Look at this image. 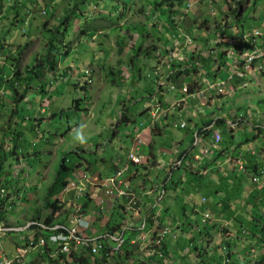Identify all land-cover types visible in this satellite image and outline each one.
<instances>
[{
    "label": "rangeland",
    "instance_id": "1",
    "mask_svg": "<svg viewBox=\"0 0 264 264\" xmlns=\"http://www.w3.org/2000/svg\"><path fill=\"white\" fill-rule=\"evenodd\" d=\"M153 1L0 0V146L7 153L0 185L14 186L6 224L23 225L33 217L66 222L87 201V231L95 229L94 242L113 248L117 241L108 237L125 233L128 240L130 228L137 239L136 247L126 242L106 262H100L102 252L87 254L88 264H181L185 250L178 252L174 245L180 233L189 234L190 242L182 264H264V0H167V6ZM67 15L71 27L66 34L58 32L52 69L25 91L23 80L36 76L34 64L43 65L49 55L44 31L55 29ZM96 21L107 27L82 30ZM167 50L174 52L172 60L165 58ZM185 66L198 69L185 74ZM228 74L233 78L227 92L176 100L182 84L194 87ZM17 77L18 83L10 85ZM157 104L166 110L158 119L151 114ZM182 108L187 111L183 116ZM124 114L131 119L119 122ZM185 115L188 122L182 120ZM183 121L190 130L180 127ZM209 121L221 126L222 141L195 148L184 170L177 156ZM131 151L142 161L129 163L120 185L134 194V205L126 195L103 193L104 178L129 161ZM64 158L68 166L77 164L67 180L86 175V191L79 199L75 191L57 192L51 200L57 198L60 207L52 211L45 198ZM248 162L256 163L254 170L247 169ZM192 172L204 187L197 190L188 181ZM215 179L221 180L217 189ZM217 192L223 202L233 200L231 207L224 205L228 210L218 205ZM202 196L207 205L201 204ZM204 210L211 213L206 221L210 239L199 242L189 236L203 230ZM170 213L178 225L168 221ZM144 223L147 227L140 230ZM113 226L118 229L111 231ZM166 231L171 232L163 236ZM50 234L37 227L11 231L0 236V255L26 248L29 253L17 264H28L39 252L32 246ZM193 246L202 247L200 254Z\"/></svg>",
    "mask_w": 264,
    "mask_h": 264
},
{
    "label": "built area",
    "instance_id": "2",
    "mask_svg": "<svg viewBox=\"0 0 264 264\" xmlns=\"http://www.w3.org/2000/svg\"><path fill=\"white\" fill-rule=\"evenodd\" d=\"M187 38V36H186ZM174 54L172 53L170 57H173ZM233 78L232 74L224 78H219L213 81H206V85L204 88L197 90L196 93L190 95H197V94H205L208 91L216 90L218 93H225L227 92L228 82ZM171 89H174V86H170ZM187 91V87L183 86L181 88V92L185 93ZM203 94V95H204ZM184 96L177 97L176 100L182 101L184 100ZM177 101V102H179ZM165 109L162 107L161 104H157L152 111L153 118H158L161 115H164ZM186 123L183 121L180 126L185 127ZM221 141V132L219 129L213 131V135L211 139L204 140L199 138L197 135L195 137V143L202 146H214ZM205 153H207L205 151ZM136 156L130 152L128 155V160L125 164L120 166L114 173L110 176H106L103 182V192L107 197H112V194H115L117 197H121L126 195L128 197V204H136L134 194L131 192H126V188H123L121 183V178L129 169V163L138 162L140 161ZM198 157V155H195ZM253 179L257 182L258 178L253 177ZM88 181V177L86 175L80 176L79 179H71L65 183L62 188V193L69 194L70 192H77V197L80 196L82 191L86 189L85 182ZM8 190L5 188H0V236L6 235L7 233L14 231V230H22L26 227L37 226V228H42L46 230H51V234L45 240L44 238L40 237L39 243H35L32 248L39 249L38 254L32 261L28 264H79V261L76 259V255L79 254L78 252L81 249L90 250L92 253H97L101 248H103V244H98L94 242L92 238L86 233V228L89 226L88 221H86L81 214L79 213L80 207H77L76 210L73 212L71 217L69 218V225L63 223H44V222H33L28 221L25 226H16L11 227L6 225L3 215L6 214L7 209L11 207L9 201L11 197L8 195ZM115 192V193H114ZM203 198L202 200H204ZM210 218V214L205 212L202 218V223L204 224ZM145 224H143L142 228H144ZM140 228V230L142 229ZM171 231H166L163 233V236ZM124 233L120 234L119 236L110 235L109 239L113 241H117L115 246L112 250L118 251L121 250L123 245L126 243V239L124 238ZM143 236V235H142ZM162 236V237H163ZM155 235H152V239H154ZM156 242H160L162 239L161 236H157ZM130 244L137 243L136 237L130 236L128 239ZM49 242L55 246L53 251L52 246L49 247ZM29 253L26 248L16 247L15 253L11 254L10 256L3 253L0 255V264H17L22 262L23 259Z\"/></svg>",
    "mask_w": 264,
    "mask_h": 264
},
{
    "label": "trees",
    "instance_id": "3",
    "mask_svg": "<svg viewBox=\"0 0 264 264\" xmlns=\"http://www.w3.org/2000/svg\"><path fill=\"white\" fill-rule=\"evenodd\" d=\"M153 4H155V5H159V4H161V5H164V6H167V4H168V2H167V0H161V1H153L152 2ZM239 5H240V3H239ZM235 9H237V8H235ZM235 11H238V9L237 10H235ZM72 12L74 13V16L75 17H78L77 16V12H78V10H75V9H72ZM69 16L67 15V16H65V18L60 22V23H58L56 26H55V29H52V28H50V29H48V30H45L44 31V37L47 39V41H48V50H49V55H47V57L45 58L44 57V59H43V65H40L39 63H36V64H34V67H35V71H36V76H32V75H29V76H26V78H25V80H23L25 83H23V87H24V90L25 91H27L28 90V88H29V85H30V83H31V81L32 80H40V79H42L43 77H45L46 75H47V73L52 69V67H53V65H54V63H55V60H54V58H55V52H54V50H56L57 49V47H58V43H57V36H58V32L59 31H61V33H62V35L63 34H66L67 33V31H69V28L71 27V23H70V21L71 20H69ZM100 22H102V21H100ZM99 21H96V22H94V24H92V25H84L83 26V28H82V30L83 31H89L90 30V28H92L93 29V31H97V30H101V29H103V28H105V27H107L106 25L107 24H105L104 26L103 25H99V24H97V23H100ZM96 24H97V26H96ZM174 40V39H173ZM15 66H16V64H15ZM220 65L219 64H217V66H216V69L218 70V67H219ZM186 68L184 69V70H182V73L183 72H185V74H190V72H194V71H196L198 68H195V67H189V66H185ZM14 70V69H13ZM27 71H29V70H27ZM14 72H16V70H14ZM179 72H180V70H179ZM29 73V72H28ZM178 72H176L175 74H173V75H171V77H175L176 76V74H177ZM208 73V72H207ZM200 74L201 73H198V75L200 76ZM205 74V73H204ZM204 74H202V75H204ZM86 74H83V76H85ZM170 76V75H169ZM169 76H168V78H169ZM58 77V76H57ZM170 77V78H171ZM111 79H114V78H111ZM20 80V78L19 77H17L15 80L13 79L11 82H10V85H13L14 84V82H16V83H18V81ZM161 87V86H160ZM162 88V87H161ZM191 89V88H190ZM26 94V92H23L22 94H21V97H23V95H25ZM183 109H184V111L186 110L185 108H182V111H183ZM184 111H183V113H184ZM129 116H127V115H123V117L122 118H120V120H119V122H121V121H127L128 119H131L130 117L128 118ZM124 119V120H123ZM212 121H209V122H207L206 123V125H207V127L206 128H199L198 129V134L199 135H201V136H203V137H208V136H210L211 135V131H213V128L212 127H210V125L213 123H211ZM215 123V122H214ZM220 123V122H219ZM217 124L218 123H215V125L217 126ZM35 126V125H34ZM154 127V126H153ZM155 127H157V124H155ZM185 129H191V126L188 124L186 127H185ZM20 134H22L21 133V131H18V134H17V136L19 135L20 136ZM193 141H194V136L192 135V142H191V145L190 146H188L187 147V149H185L184 151H182L181 153H180V155L179 156H177L178 157V159L180 160V163H179V165H181L182 167H183V169L184 170H186V168H187V165H186V163H184V160H185V158H187L188 159V157H190V155L193 153L192 151L196 148V145L195 144H193ZM4 144V143H3ZM3 144H1V145H3ZM1 147H3L2 149H3V153H0V176H1V173H2V167H3V163L4 162H6V160H7V153L5 152V145H3V146H0V148ZM13 151H14V149H12ZM194 156V155H193ZM65 159L66 158H64L63 160H62V162H61V164L58 166V172H57V175H56V178H55V182L52 184V186H51V189L49 190V192H48V194H47V196H46V198H45V202H46V206L48 207V208H51L52 209V211H55V210H57L58 209V207H60V204H59V201H58V199L57 198H55L54 200H51L52 199V197H54V195L57 193V192H60L61 191V189H62V187H63V185L66 183V181H67V174L68 173H70V172H73L74 171V168H75V166L77 165V164H75V165H73V166H68L67 164H66V162H65ZM177 159V158H176ZM246 165V167H247V169H255V166H256V163H254V162H248V163H246L245 164ZM205 166V165H204ZM203 166V167H204ZM169 168V167H168ZM180 168V167H179ZM174 171V170H173ZM189 171H192V169H190ZM183 172H185V171H183ZM262 172V171H261ZM187 173H189L188 171L186 172V174ZM171 176H172V173H171ZM197 178L198 176H196L193 172H192V176L189 178V182H191L192 183V185H193V187H195L197 190L198 189H200L201 188V186L202 187H204V185L203 184H201L198 180L199 179H194V178ZM170 179H171V177H170ZM178 180L179 181H183V179L182 178H179L178 177ZM219 180V179H218ZM187 181V182H188ZM215 181V180H214ZM219 181H221V180H219ZM166 182V181H165ZM165 182L163 183V189H166L167 190V187L164 185L165 184ZM1 186V185H0ZM203 198H205L204 200H202ZM51 200V201H50ZM87 202V201H86ZM84 203L83 204V207L85 208L86 206H87V203ZM207 203V199H206V197L205 196H202V198H201V204L202 205H207L206 204ZM45 206V207H46ZM124 209H125V207H124ZM206 209V208H205ZM126 210V209H125ZM154 210H156L155 209V206H152V212H154ZM204 211H206V210H204ZM208 211V210H207ZM39 214H40V211L39 210H37V215L36 216H39ZM39 218V217H38ZM33 219H35V217H33ZM162 219H159V221H161ZM152 223V221L151 220H149V224H151ZM179 227H182V226H185L186 225V222H183V223H179ZM147 226H145V228H146ZM207 227H208V225H205L204 226V228H203V230H200V232H198L197 234H194V236H189V237H192V238H195L196 240L197 239H199V241H203L204 240V238H205V241L207 242V240H208V238L210 239V236H209V234L206 232L207 231ZM183 228V227H182ZM262 228H263V226H262ZM118 228H117V226H113V230H111V231H114V230H117ZM136 232V231H135ZM135 232L133 233V234H135ZM112 233V232H111ZM189 235V234H188ZM209 236V237H208ZM203 238V239H202ZM201 239V240H200ZM212 240V239H211ZM209 241V240H208ZM126 242H128V241H126ZM128 244V243H127ZM130 246L131 247H133V246H137V243H135V244H130ZM202 247L200 246H198V248H196V246H193V251H195V252H197L198 254H200L199 252H201V249ZM126 250H127V252L128 251H131L132 249H127L126 248ZM102 252V256H101V261L100 262H102V261H104V262H106V256L108 255L109 256V254L111 253V252H113V250H111L110 248H108V247H106V246H104L103 248H101L100 250H99V252H97V253H101ZM97 253H92L91 251L89 252V253H86V251L84 250V251H82V253H81V255L80 256H77L76 258L80 261V264H88V259H87V256L88 255H96ZM88 254V255H87ZM182 258H180V261H184V259H185V256H186V253L185 254H183V255H180ZM165 263V262H164Z\"/></svg>",
    "mask_w": 264,
    "mask_h": 264
},
{
    "label": "clouds",
    "instance_id": "4",
    "mask_svg": "<svg viewBox=\"0 0 264 264\" xmlns=\"http://www.w3.org/2000/svg\"><path fill=\"white\" fill-rule=\"evenodd\" d=\"M186 36H187V35H185V34L183 35L184 38H186ZM187 38H188V36H187ZM187 38H186V39H187ZM237 52H238V51H237ZM172 53L174 54V52H173L172 50H167L166 55H165V58H166L167 60H172L173 57H174V56H173V57H170ZM233 53H234V52H233ZM247 55H248V53H247ZM241 60H245V57H242ZM154 71H155V70H154ZM156 71H158V69H156ZM156 71H155V72H156ZM156 74H157V72H156ZM228 75H229V74H228ZM228 75H226V76H228ZM203 78H206V77L203 76ZM203 78H202V79H203ZM219 78H224V77H223V76H222V77H217V79H219ZM214 80H216V79H214ZM160 85H161V84H159V86H160ZM193 85H194V84H193ZM193 85L188 84V83H187V84H182V85L180 86V91L176 93L175 97H176V96H177V97H179V96H184L185 99L182 100V101H180V102H184V101L187 100V98L190 96V94H194V93H196L195 88H196V89L198 88L197 90H199V89H201V88H204L205 85H206V82H205V84H203L202 82H199V83H198L196 86H194V87H193ZM173 86H174V85H173ZM183 86L187 87V91H186L185 93H182V92H181V88H182ZM190 88H191V89H190ZM170 89H171V88H170ZM188 89H189V90H188ZM172 90H175V86H174V89H172ZM214 91H216V90H212L211 92H214ZM220 94H221V93H220ZM176 99H177V98H176ZM161 105H162V107L164 108L163 104H161ZM177 106H178V105H177ZM152 110H153V109H152ZM152 110H151V111H152ZM182 112H183V111H181V113H182ZM151 114H152V112H151ZM164 115H165V114H164ZM180 115L183 116L184 114H180ZM161 116H162V115H161ZM158 118H159V117H158ZM158 118H157V119H158ZM159 120H160V119H159ZM182 120L188 122V119H185V118L183 119V118H182ZM157 121H158V120H157ZM157 121H156V122H157ZM156 122H155V123H156ZM155 123H154V124H155ZM186 126H187V125H185V127H186ZM180 127H181V126H180ZM185 127H181V128H185ZM210 127H212V128H213V131H214V130H217L216 127H219V126H216L215 123H212V124L210 125ZM218 129H219L220 132H221V141H222V130H221V126H220ZM213 131H211V135L208 136V137H203V136H202V138H201V137H200L201 135L198 134V130H197V132H196V135H197L199 138H201V139L208 140V139H211V138H212ZM196 135L193 134V136H194L193 144L196 145V148H198L199 150H202V149H203V146H205V145L203 144L202 146H200V145H198V144L195 143V137H196ZM221 141H220V142H221ZM220 142H219V143H220ZM219 143H218V144H219ZM216 145H217V144H216ZM214 146H215V145H214ZM210 147H211V146H210ZM204 152H205V151H204ZM206 152H207V153H205V154H207V156H209V157H210V155L212 156V151L208 150V151H206ZM195 154L198 155V157H196V159H199V158H200V155H199L198 153H195ZM195 154H194V157H195ZM127 157H128V156H127ZM140 161H142V159H141ZM179 163H180V162H179ZM118 168H119V167L117 166L116 169H118ZM109 175H110V174H109ZM107 176H108V175H107ZM74 178H75V177H74ZM74 178H73V179H74ZM258 179H259V178H258ZM69 180H70V179H69ZM67 181H68V180H67ZM67 181H66V182H67ZM257 182H258V181H257ZM64 185H65V184H64ZM64 185H63V186H64ZM0 188H5V189L7 190V188L4 187V186H0ZM12 188H14V186H11V187L9 188V190H8V191H9V192H8V195H9V196H10V190H11ZM62 188H63V187H62ZM84 191H86V189H85ZM12 192H14L13 189H12ZM60 192H62V189H61ZM103 193H104V192H103ZM10 197H11V196H10ZM79 197H82V195H81V196H78L77 198L79 199ZM76 200H77V199H76ZM126 203H127V202H126ZM9 204H10V203H9ZM83 204H84V202H83ZM83 204H80V205H79V206H81V207H80V211H79V213H80L81 216H82L86 221H88V223H89V226L86 228V233L90 236L91 234L88 233V231H87V230H90V224H91V222H90L89 219H87V215H89L90 213H89V212H86V207H88V206H86V207L84 208V207H83ZM102 204H103V202H102ZM10 205H11V207H12V204H10ZM87 205H88V204H87ZM100 205H101V204H99V207H101ZM11 207H10V208H11ZM84 210H85V211H84ZM205 212H208V213L211 215V213H210L209 211H204V213H205ZM204 213H203V215H204ZM7 214H8V213H7V211H6V214L2 216V218H4L5 223H7V222H6V220H7ZM72 214H73V212H72ZM72 214H71V215H72ZM71 215L66 217V218H67V221H66V222H62L63 220H60V218H59V219H57V220L52 221V223H63V224H67V225H69V224H70V223H69V218L71 217ZM203 215H202V218H203ZM202 218H201V222H202ZM209 219H210V218H209ZM36 220H38V222L49 223V222H47L46 220H45V221H44V220H43V221H40L39 218H38V219H35V220H34V219H33V220H28V221L36 222ZM28 221H27V222H28ZM27 222H26V223H27ZM26 223H25V224H26ZM25 224H23V225H18V226H25ZM144 224H146V223H144ZM202 224H203V223H202ZM6 225H7V224H6ZM177 225H178V224H177ZM203 225H204V226L207 225L206 222H205ZM10 226H11V225H10ZM11 227H13V226H11ZM15 227H16V226H15ZM32 227H37V226H32ZM144 228H145V226H144ZM170 228H171V227H170ZM142 229H143V228H142ZM142 229H141V230H142ZM127 231H128L129 234H130L129 237H130V236H133V237L136 236V235L133 234V233L136 231L135 229L130 228V229H128ZM124 234H125V233H124ZM107 236H108V234H107ZM90 238H92L93 240L97 239V238H94V237H91V236H90ZM128 239H129V238H128ZM108 240H109V238H108ZM127 241H128V240H127ZM153 241H154V239H153ZM127 243L130 244L129 241H128ZM101 244H103V246H106V247H108V248L111 247L109 244H107V242H105V243L103 242V243H101ZM123 246H124V245H123ZM122 248H123V247H122ZM110 249H111V248H110ZM84 250L86 251V253H89V252H90V250H87V249H81V250L78 252L79 254L76 255V257H77V256H80L81 253H82V251H84ZM111 250H112V249H111ZM121 251H122V249H121ZM76 259H77V258H76ZM77 260H78V259H77ZM78 261H79V260H78ZM79 264H80V261H79Z\"/></svg>",
    "mask_w": 264,
    "mask_h": 264
},
{
    "label": "crops",
    "instance_id": "5",
    "mask_svg": "<svg viewBox=\"0 0 264 264\" xmlns=\"http://www.w3.org/2000/svg\"><path fill=\"white\" fill-rule=\"evenodd\" d=\"M181 111H182V110H181ZM183 111H184V109H183ZM182 113H183V112H182ZM182 113L179 112V114H182ZM186 113H187V111L185 110L183 114H186ZM185 119H188V117H186V115H185ZM143 129H145V127L142 128V130H143ZM122 161H123V160H122ZM119 162H121L120 159H119ZM119 162H118V163H119ZM116 164H117V161H116ZM117 165H118V164H117ZM116 168H117V166L115 167V169H116ZM170 181H171V179H170L169 181H166L164 185L167 187V186H168V183H169ZM215 182H216V184H215L214 189H217L216 186H217V184H218L220 181H219L218 179H215ZM212 184H213V183H211V185H212ZM209 185H210V183H209ZM257 189H258V188H257ZM217 193H218V192H217ZM217 195H221V194L218 193ZM220 199H221L220 201H221L222 203H221V202H218V205H219V206L222 205L223 210H228V209L233 205V204H232V201H233V200L230 201V202H229L230 204H229L228 202H227V203H226V202H223V200L225 199L224 196L221 195ZM233 199H234V198H233ZM246 199H247V198H246ZM245 202H246V200L243 201V204H244ZM219 203H220V204H219ZM223 203H224V204H223ZM228 204H229L230 207H229L228 209H226V208L224 207V205L226 206V205H228ZM162 209H163V208H162ZM223 210H222V211H223ZM161 211H162V210H161ZM161 211H160V212H161ZM164 211H165L166 214H169L167 210H164ZM157 212H158V211H156V213H157ZM160 212H159V213H160ZM170 215H171V217H172L173 220H172V219H170V220L168 219V221H169V222H171V221H172V222H175V225H177L176 217H175L172 213H170ZM236 216H237V215H236ZM171 217H170V218H171ZM226 217H228V216L225 215V219H226ZM221 218H224V216L221 215ZM227 219H230V221H231V217H228ZM185 222L187 223V221H185ZM168 226L171 227V228H174V226H172L171 223H169ZM93 230H95V229L92 227L91 232L94 234L95 231H93ZM176 231H177V230H176ZM91 232H89V233L92 234ZM95 237H97V235H95ZM171 237H173V236H169L168 238H171ZM179 237L182 238V239H181L180 241H179V240H178V241H175V244H174V245H175V247H176V249H177L178 252H181V251L185 250V252H183V253H184V254L186 253V255H187V254H188V250H189V248H187L186 246H187V244L190 243V242H188V240H187V238H188V234H187V233H183V234L180 233ZM168 240H169V239H168ZM169 241H173V240L170 239ZM199 242H201V241H199ZM172 247H173V246L168 245L167 250L172 252V251H173ZM175 252H176V251H174V253H175ZM178 255H179V253H178ZM180 257H181V256H180ZM181 258H182V257H181ZM183 262H186V263H187V260L184 259V261H181V264H182ZM165 264H168V263L165 262ZM173 264H178V263L174 262Z\"/></svg>",
    "mask_w": 264,
    "mask_h": 264
}]
</instances>
